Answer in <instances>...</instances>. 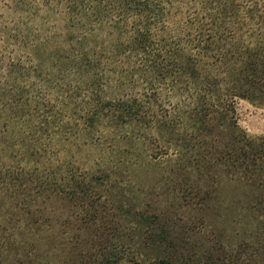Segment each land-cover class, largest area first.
<instances>
[{"label":"trees","instance_id":"obj_1","mask_svg":"<svg viewBox=\"0 0 264 264\" xmlns=\"http://www.w3.org/2000/svg\"><path fill=\"white\" fill-rule=\"evenodd\" d=\"M239 100L264 108V0H0V264H264Z\"/></svg>","mask_w":264,"mask_h":264},{"label":"rangeland","instance_id":"obj_2","mask_svg":"<svg viewBox=\"0 0 264 264\" xmlns=\"http://www.w3.org/2000/svg\"><path fill=\"white\" fill-rule=\"evenodd\" d=\"M2 105H0L1 110ZM236 114L238 124L247 132L250 136L264 135V108L250 104L245 100H239L236 103ZM19 125L16 128L19 129ZM16 134V132H15ZM3 139V133L0 127V140ZM106 153L104 149L98 146L87 144L69 146L60 150L58 157L61 160L71 161L72 164L79 168H88L91 162ZM222 196L227 201L233 196V192L230 186L223 184L221 187Z\"/></svg>","mask_w":264,"mask_h":264}]
</instances>
